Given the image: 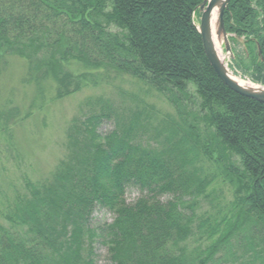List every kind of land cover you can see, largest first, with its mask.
Listing matches in <instances>:
<instances>
[{
	"label": "trees",
	"instance_id": "1",
	"mask_svg": "<svg viewBox=\"0 0 264 264\" xmlns=\"http://www.w3.org/2000/svg\"><path fill=\"white\" fill-rule=\"evenodd\" d=\"M109 1L121 39L85 18L105 0H0V70L6 56L23 59L25 82L42 93L51 81L59 100L86 85V74L74 76L65 64L103 67L147 84L177 110L191 84L211 129L208 140L202 143L197 126L182 120V108L181 121H170L165 135L156 130L144 140L146 113L122 118L102 100L87 101L90 114L67 129L66 158L46 179L25 180L24 190L2 205L0 264H95L100 239L109 264H219L215 254L223 248V264H264V105L231 91L210 67L193 22L202 0ZM223 22L233 46L243 39V58L233 47L234 70L264 87V0H231ZM14 116L5 115L6 125ZM111 118L113 129L100 135L97 128ZM201 159L215 172L195 167ZM217 180L231 187L236 218L200 222L207 240L221 226L224 232L203 250H187L181 244L193 213L184 198L206 197ZM129 188L144 194L131 205ZM97 209L113 220L94 229ZM233 240L241 255L230 251Z\"/></svg>",
	"mask_w": 264,
	"mask_h": 264
},
{
	"label": "rangeland",
	"instance_id": "2",
	"mask_svg": "<svg viewBox=\"0 0 264 264\" xmlns=\"http://www.w3.org/2000/svg\"><path fill=\"white\" fill-rule=\"evenodd\" d=\"M110 9V1L105 0L102 10H88L85 18L93 24L101 25L106 33L121 39L124 31H121L109 19ZM61 19L65 21L66 16H61ZM194 22L196 26L199 25L198 14L194 16ZM234 48L238 57L243 58L242 45L236 44ZM218 54L231 68V64L227 62L228 59H225L223 45H220ZM4 60L5 64H1L0 70V209L15 191L24 190L25 180L35 183L46 179L59 162L66 158L67 129L72 119L90 114L91 109L86 104L89 100L106 102L113 115L122 118H128L137 111L146 113L150 117V125L148 132L143 136L144 140L152 138L156 130L165 135L170 121L174 123L181 121L179 108H182V120L197 126L202 143L208 140L211 129L202 120L203 113L199 109V99L191 84L188 85L186 97L178 96L181 105L177 110L164 96L127 74L103 67L88 69L81 63L69 61L65 64L66 69L74 76L86 74V85L77 93L57 100L55 86L51 81L43 84L40 91L42 93H38L33 84L25 82L27 65L23 59L6 56ZM235 77L239 79L238 75ZM94 109L98 112L99 106ZM5 115L8 117L15 115L8 119V125H6ZM113 127V118L104 120L97 128V132L103 136ZM233 158L238 165L237 157ZM195 167L203 169L204 174L215 172L214 167L203 159L197 162ZM232 193L231 187L217 180L206 190V197L184 198L192 205L193 223L191 234L181 244L182 247L187 250L194 248L203 250L224 232L225 227L221 226L217 235L212 240H207L206 235L198 229V225L205 220H209L213 225L225 217L228 220H234L238 209L233 207ZM141 196L144 194L129 188L125 193V202L131 205ZM159 199L166 202L171 197L163 196ZM186 213L190 214V210ZM112 220V214L97 209L92 215L90 225L94 229L101 228L110 224ZM0 225H3L1 219ZM231 244L230 251L241 255L236 241L233 240ZM227 254V248L219 250L215 255V258L220 261L219 264H223ZM93 259L95 264H109L107 248L101 239L96 240ZM242 263L245 264V262Z\"/></svg>",
	"mask_w": 264,
	"mask_h": 264
},
{
	"label": "water",
	"instance_id": "3",
	"mask_svg": "<svg viewBox=\"0 0 264 264\" xmlns=\"http://www.w3.org/2000/svg\"><path fill=\"white\" fill-rule=\"evenodd\" d=\"M229 2L230 0H202L201 4L198 6V11L201 16L197 31L200 35L204 54L217 78L225 86L242 97L264 105V88L240 85L228 74V71L217 54L212 38V14L214 10L217 11L215 22L216 38L219 40V43L223 45L229 58L231 59L233 57L223 24V13L227 10Z\"/></svg>",
	"mask_w": 264,
	"mask_h": 264
},
{
	"label": "bare ground",
	"instance_id": "4",
	"mask_svg": "<svg viewBox=\"0 0 264 264\" xmlns=\"http://www.w3.org/2000/svg\"><path fill=\"white\" fill-rule=\"evenodd\" d=\"M216 14H217V11L214 10L213 14H212V38H213V42L215 44V47L217 49V54H218V49H220V43H219V40L216 38V34H215V22H216ZM219 55V54H218ZM236 78H234L235 80ZM235 81H237L240 85H245L242 81L236 79ZM219 252V251H218ZM217 252V253H218ZM216 253V254H217ZM215 254V255H216Z\"/></svg>",
	"mask_w": 264,
	"mask_h": 264
}]
</instances>
